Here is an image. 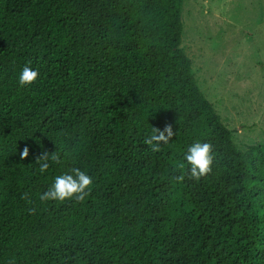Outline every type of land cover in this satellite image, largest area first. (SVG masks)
Returning a JSON list of instances; mask_svg holds the SVG:
<instances>
[{
    "label": "trees",
    "instance_id": "obj_1",
    "mask_svg": "<svg viewBox=\"0 0 264 264\" xmlns=\"http://www.w3.org/2000/svg\"><path fill=\"white\" fill-rule=\"evenodd\" d=\"M183 1L0 0V264H264V143L240 147L198 86ZM194 140L213 146L198 180ZM73 166L89 195L42 201Z\"/></svg>",
    "mask_w": 264,
    "mask_h": 264
},
{
    "label": "rangeland",
    "instance_id": "obj_2",
    "mask_svg": "<svg viewBox=\"0 0 264 264\" xmlns=\"http://www.w3.org/2000/svg\"><path fill=\"white\" fill-rule=\"evenodd\" d=\"M181 48L235 141L264 143V0H184Z\"/></svg>",
    "mask_w": 264,
    "mask_h": 264
},
{
    "label": "clouds",
    "instance_id": "obj_3",
    "mask_svg": "<svg viewBox=\"0 0 264 264\" xmlns=\"http://www.w3.org/2000/svg\"><path fill=\"white\" fill-rule=\"evenodd\" d=\"M40 75L39 70L30 65L23 66L18 73V84L21 86L29 85ZM175 135L171 125H166L163 130L149 129L144 135V143L151 152H158L161 146L167 144ZM27 147L20 153V157L28 156ZM184 161L187 164V171L191 178L199 179L210 172V165L213 160V146L209 142L194 140L188 144L183 153ZM43 162L40 164V171L45 172L49 166V160H56L55 155H41L39 157ZM181 167H184L182 164ZM93 178L80 167H70L67 170H61L59 174L52 179L47 190L44 191L40 199L47 200H75L83 201L91 190Z\"/></svg>",
    "mask_w": 264,
    "mask_h": 264
}]
</instances>
